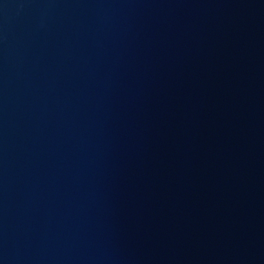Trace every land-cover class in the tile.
Wrapping results in <instances>:
<instances>
[{"label":"water","instance_id":"1","mask_svg":"<svg viewBox=\"0 0 264 264\" xmlns=\"http://www.w3.org/2000/svg\"><path fill=\"white\" fill-rule=\"evenodd\" d=\"M0 264H264V0H0Z\"/></svg>","mask_w":264,"mask_h":264}]
</instances>
